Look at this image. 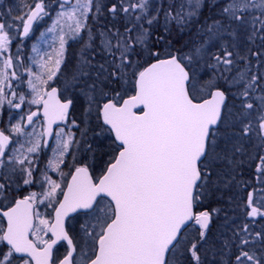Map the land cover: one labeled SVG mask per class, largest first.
Masks as SVG:
<instances>
[{
	"label": "snow or ice",
	"instance_id": "1",
	"mask_svg": "<svg viewBox=\"0 0 264 264\" xmlns=\"http://www.w3.org/2000/svg\"><path fill=\"white\" fill-rule=\"evenodd\" d=\"M0 264H264V0H0Z\"/></svg>",
	"mask_w": 264,
	"mask_h": 264
}]
</instances>
